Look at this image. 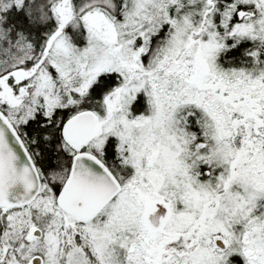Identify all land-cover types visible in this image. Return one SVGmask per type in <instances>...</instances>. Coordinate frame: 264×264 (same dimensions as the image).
<instances>
[{
  "label": "snow or ice",
  "instance_id": "obj_1",
  "mask_svg": "<svg viewBox=\"0 0 264 264\" xmlns=\"http://www.w3.org/2000/svg\"><path fill=\"white\" fill-rule=\"evenodd\" d=\"M0 264H264V0H0Z\"/></svg>",
  "mask_w": 264,
  "mask_h": 264
}]
</instances>
